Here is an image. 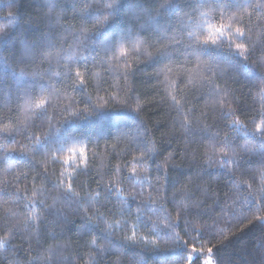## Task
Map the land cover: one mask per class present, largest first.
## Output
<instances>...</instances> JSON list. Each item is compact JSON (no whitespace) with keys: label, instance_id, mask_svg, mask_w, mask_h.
Instances as JSON below:
<instances>
[{"label":"trees","instance_id":"16d2710c","mask_svg":"<svg viewBox=\"0 0 264 264\" xmlns=\"http://www.w3.org/2000/svg\"><path fill=\"white\" fill-rule=\"evenodd\" d=\"M58 248L264 264V0H0V264Z\"/></svg>","mask_w":264,"mask_h":264},{"label":"snow or ice","instance_id":"6c2138e0","mask_svg":"<svg viewBox=\"0 0 264 264\" xmlns=\"http://www.w3.org/2000/svg\"><path fill=\"white\" fill-rule=\"evenodd\" d=\"M220 29H217V32H219ZM237 31H239V29H237ZM203 43H212V44H215L216 43V36L215 35H212L210 34L208 37H206L203 41ZM237 47H242V45H237ZM210 261H211V257L209 256L208 257V260L206 261V264H210Z\"/></svg>","mask_w":264,"mask_h":264},{"label":"rangeland","instance_id":"374dc122","mask_svg":"<svg viewBox=\"0 0 264 264\" xmlns=\"http://www.w3.org/2000/svg\"><path fill=\"white\" fill-rule=\"evenodd\" d=\"M60 249L59 248L58 249H55L56 250L55 252H58L59 251V253L56 255L57 258L55 259V261H57V264L68 262L67 259H65L64 261L62 260L63 257H62V253H61ZM210 263H212V261H210Z\"/></svg>","mask_w":264,"mask_h":264},{"label":"bare ground","instance_id":"6f19581e","mask_svg":"<svg viewBox=\"0 0 264 264\" xmlns=\"http://www.w3.org/2000/svg\"><path fill=\"white\" fill-rule=\"evenodd\" d=\"M40 18V17H39ZM70 22V21H69ZM102 38V37H101ZM63 98H64V96H63ZM73 101V100H72ZM68 108V107H67ZM32 137V136H31ZM51 211V210H50Z\"/></svg>","mask_w":264,"mask_h":264}]
</instances>
